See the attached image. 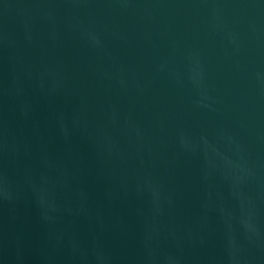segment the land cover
<instances>
[{
	"label": "water",
	"instance_id": "1",
	"mask_svg": "<svg viewBox=\"0 0 264 264\" xmlns=\"http://www.w3.org/2000/svg\"><path fill=\"white\" fill-rule=\"evenodd\" d=\"M0 264H264V0H0Z\"/></svg>",
	"mask_w": 264,
	"mask_h": 264
}]
</instances>
